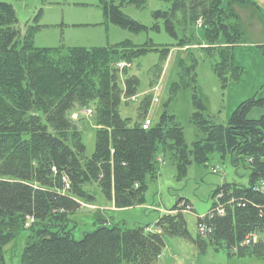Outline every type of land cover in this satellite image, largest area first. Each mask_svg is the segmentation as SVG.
Returning <instances> with one entry per match:
<instances>
[{
	"label": "trees",
	"instance_id": "1",
	"mask_svg": "<svg viewBox=\"0 0 264 264\" xmlns=\"http://www.w3.org/2000/svg\"><path fill=\"white\" fill-rule=\"evenodd\" d=\"M163 1L170 8L152 16L163 19L174 46L188 47L195 39L194 35L178 38L177 22L194 27L200 20L202 40L197 43L201 53L217 56L212 70L222 87L237 79L233 48L244 43L245 32L236 9H251L261 22L258 7L250 0H226L225 7L222 0ZM146 2L100 0V7L108 22L138 34L147 28L121 8H142ZM39 17L40 13L35 26L21 33L12 6L0 2V264H6L5 246L23 231L27 234L19 264H155L165 237L188 239L201 249L207 240L228 257L264 264V115L258 120L246 118L252 106H264V99L243 102L225 125L216 124L195 83L196 59L190 56L189 65L180 60L168 101L179 90L192 87L190 122L201 138L188 147L183 129L166 110L155 124L142 129L151 104L148 94L132 126L119 114L121 96L134 97L139 86L128 69L141 56L159 52L153 66L158 78L173 45L160 50L151 41L140 46L123 41L91 49L37 48L33 36ZM153 29L160 30L157 24ZM258 47L264 50V45ZM119 63L129 68L120 71ZM75 107L92 114L95 142L89 158L69 115ZM213 154L234 168H245L249 175L246 186L224 182L210 192L211 207L196 223L204 222L209 231L205 238L198 234L197 240L190 238L183 217L190 205L183 199L157 219L154 230L160 233L146 231L148 227L126 229L98 216L92 231L74 238L77 223L71 217L79 203L98 204L100 194L114 209L142 205L148 185L159 176L161 159L169 158L174 179L180 181L191 165L207 166Z\"/></svg>",
	"mask_w": 264,
	"mask_h": 264
},
{
	"label": "rangeland",
	"instance_id": "2",
	"mask_svg": "<svg viewBox=\"0 0 264 264\" xmlns=\"http://www.w3.org/2000/svg\"><path fill=\"white\" fill-rule=\"evenodd\" d=\"M250 1L258 7L261 22L251 9H236L245 32L244 43L233 48V65L239 68V75L237 79L222 87L219 77L212 70V65L219 61L217 56L201 53V46L197 43L202 40L199 37L200 20L196 21L194 27L186 21L177 22L175 30L178 38L186 39L194 35L195 39L190 40L188 47L176 48V41L164 31L163 19L153 18L152 13L155 11L165 12L170 8L167 1L147 0L142 8L123 6L121 11L124 15L147 28L146 31L134 34L108 22L103 16L100 0H0L12 6L17 18L16 26L21 33L27 26H35L34 18L40 13L36 23L39 29L33 36V44L37 48L62 46L91 49L108 47L123 41H130L137 46L151 41L160 50L173 45L158 78L153 66L158 63L159 52L141 56L128 69L129 75L138 78L139 86L134 97L121 96L123 102L119 107V114L122 119L129 120L132 126L138 120L140 102L143 96L148 94L151 104L147 110V118L151 124H155L161 113L166 110L183 129L185 144L188 147L201 138V133L190 122L194 112L191 104L192 87L179 90L172 100L168 101L171 97L169 89L177 82L180 60L189 65L190 56L196 59L195 83L207 101V114L216 124L225 125L230 115L243 102L264 99V50L258 47L264 45V0ZM225 5L226 0H222L221 7ZM177 18L180 19V15ZM155 24L159 26V32L153 29ZM119 78L123 80L121 72ZM153 97L156 98L155 102L152 101ZM69 115L82 134L85 156L89 158L95 142L92 114L90 110L75 107ZM262 115L264 106H252L246 118L258 120ZM213 169L217 172L212 171ZM174 175V165L168 157H164L161 159L159 176L155 182L148 185L142 205L114 209L102 201L100 194L98 197L101 202L98 204L79 203L74 216L71 217L77 223L73 230L74 238L78 240L83 233L92 231L94 224H99L98 216L110 224L126 229L135 226L155 229L157 219L167 214L178 199H183L192 209L183 212L187 231L191 239L197 240V218L205 216L209 211L212 204L209 199L210 192L224 182L246 186L249 173L241 166L232 167L228 160L213 154L207 166L191 165L184 179L176 181ZM26 232H20L5 246L6 264H19ZM204 242L205 248L201 249L188 239L165 237L164 247L155 264H259L250 258L228 257L225 250L216 249L215 246L209 245L207 240Z\"/></svg>",
	"mask_w": 264,
	"mask_h": 264
},
{
	"label": "built area",
	"instance_id": "3",
	"mask_svg": "<svg viewBox=\"0 0 264 264\" xmlns=\"http://www.w3.org/2000/svg\"><path fill=\"white\" fill-rule=\"evenodd\" d=\"M122 66H123V64L119 65V67H122ZM149 124L150 123L148 120L144 121V123L142 124V129H147ZM219 212H221V209L218 208L217 213H219ZM197 232H198V235L200 237H205L209 234V231L207 230V227L205 226L204 222H201V223L199 222L197 224ZM157 233H160V232L157 231ZM255 241H256V237H255V235H252V242H255ZM246 243H247V241H245L243 244H246Z\"/></svg>",
	"mask_w": 264,
	"mask_h": 264
}]
</instances>
